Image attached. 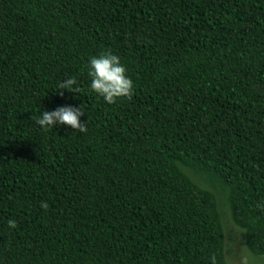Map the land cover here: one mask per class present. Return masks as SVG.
Returning <instances> with one entry per match:
<instances>
[{
	"label": "trees",
	"instance_id": "16d2710c",
	"mask_svg": "<svg viewBox=\"0 0 264 264\" xmlns=\"http://www.w3.org/2000/svg\"><path fill=\"white\" fill-rule=\"evenodd\" d=\"M225 211L264 260V0H0V264H230Z\"/></svg>",
	"mask_w": 264,
	"mask_h": 264
},
{
	"label": "clouds",
	"instance_id": "9594fccd",
	"mask_svg": "<svg viewBox=\"0 0 264 264\" xmlns=\"http://www.w3.org/2000/svg\"><path fill=\"white\" fill-rule=\"evenodd\" d=\"M88 76L91 78L90 89L108 104H114L119 98H131L133 93V81L127 75V69L121 64L120 58L112 52H102L99 56L89 58ZM77 84L75 77L65 79L59 84L60 89L71 92H79L80 88H73ZM84 114L82 108L70 106L58 107L53 111H44L36 123L44 129L53 128L57 123L68 125L74 130L87 132V124L81 123L80 117ZM41 208L47 209L48 204L42 201ZM9 228H16L15 220L8 221ZM212 264H216V258H211Z\"/></svg>",
	"mask_w": 264,
	"mask_h": 264
},
{
	"label": "rangeland",
	"instance_id": "374dc122",
	"mask_svg": "<svg viewBox=\"0 0 264 264\" xmlns=\"http://www.w3.org/2000/svg\"><path fill=\"white\" fill-rule=\"evenodd\" d=\"M209 187L208 183H203ZM227 225V257L230 264H264L263 259H259L249 251L246 246L244 231L237 227L228 211H225Z\"/></svg>",
	"mask_w": 264,
	"mask_h": 264
}]
</instances>
